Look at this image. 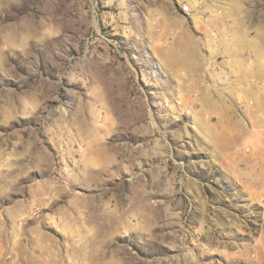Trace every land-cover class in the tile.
Wrapping results in <instances>:
<instances>
[{
	"label": "rangeland",
	"instance_id": "rangeland-1",
	"mask_svg": "<svg viewBox=\"0 0 264 264\" xmlns=\"http://www.w3.org/2000/svg\"><path fill=\"white\" fill-rule=\"evenodd\" d=\"M0 264H264V0H0Z\"/></svg>",
	"mask_w": 264,
	"mask_h": 264
},
{
	"label": "built area",
	"instance_id": "built-area-1",
	"mask_svg": "<svg viewBox=\"0 0 264 264\" xmlns=\"http://www.w3.org/2000/svg\"><path fill=\"white\" fill-rule=\"evenodd\" d=\"M182 8H184L186 10L187 13H189L191 11V6L189 4H184L182 6Z\"/></svg>",
	"mask_w": 264,
	"mask_h": 264
},
{
	"label": "bare ground",
	"instance_id": "bare-ground-1",
	"mask_svg": "<svg viewBox=\"0 0 264 264\" xmlns=\"http://www.w3.org/2000/svg\"><path fill=\"white\" fill-rule=\"evenodd\" d=\"M182 10L184 11V12H186V10L184 9V8H182ZM187 13V12H186ZM187 57H188V55H187ZM192 58H193V56H192Z\"/></svg>",
	"mask_w": 264,
	"mask_h": 264
},
{
	"label": "crops",
	"instance_id": "crops-1",
	"mask_svg": "<svg viewBox=\"0 0 264 264\" xmlns=\"http://www.w3.org/2000/svg\"><path fill=\"white\" fill-rule=\"evenodd\" d=\"M181 11H182V9H181Z\"/></svg>",
	"mask_w": 264,
	"mask_h": 264
}]
</instances>
